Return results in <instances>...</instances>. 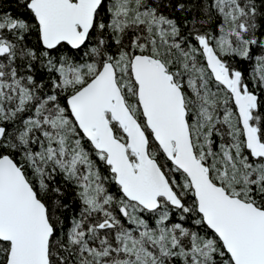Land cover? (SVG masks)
Here are the masks:
<instances>
[{
    "label": "snow or ice",
    "instance_id": "1",
    "mask_svg": "<svg viewBox=\"0 0 264 264\" xmlns=\"http://www.w3.org/2000/svg\"><path fill=\"white\" fill-rule=\"evenodd\" d=\"M0 264H264V0H0Z\"/></svg>",
    "mask_w": 264,
    "mask_h": 264
}]
</instances>
